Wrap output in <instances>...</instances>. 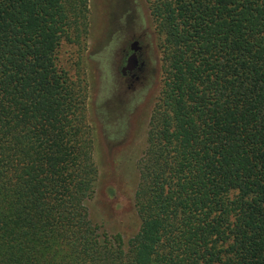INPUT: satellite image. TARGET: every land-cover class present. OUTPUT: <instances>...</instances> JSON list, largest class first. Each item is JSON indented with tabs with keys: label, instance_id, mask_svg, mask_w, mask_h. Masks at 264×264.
<instances>
[{
	"label": "trees",
	"instance_id": "trees-1",
	"mask_svg": "<svg viewBox=\"0 0 264 264\" xmlns=\"http://www.w3.org/2000/svg\"><path fill=\"white\" fill-rule=\"evenodd\" d=\"M146 2L161 84L123 240L88 218L85 93L56 63L86 0H0V264H264V0Z\"/></svg>",
	"mask_w": 264,
	"mask_h": 264
},
{
	"label": "rangeland",
	"instance_id": "rangeland-1",
	"mask_svg": "<svg viewBox=\"0 0 264 264\" xmlns=\"http://www.w3.org/2000/svg\"><path fill=\"white\" fill-rule=\"evenodd\" d=\"M86 4V32L77 41L61 40L56 63L77 77L85 93L84 115L97 168L92 198L84 201L88 218L106 234L126 240L138 226L133 208L136 161L161 84L159 53L146 0ZM132 41L138 43L143 64L136 81L120 73Z\"/></svg>",
	"mask_w": 264,
	"mask_h": 264
},
{
	"label": "flooded vegetation",
	"instance_id": "flooded-vegetation-1",
	"mask_svg": "<svg viewBox=\"0 0 264 264\" xmlns=\"http://www.w3.org/2000/svg\"><path fill=\"white\" fill-rule=\"evenodd\" d=\"M133 42L136 41H132L130 44H132ZM138 43L136 42V47H133L135 50L133 51H129L124 59V64L121 67V69L127 65V63L129 62L130 64V69L129 70H124L123 72V76L128 77V79H130L131 81H136L139 78V73H141V68H142V62L138 60L139 57V46L137 45ZM130 49V48H129ZM120 69V71H121ZM121 73V72H120Z\"/></svg>",
	"mask_w": 264,
	"mask_h": 264
},
{
	"label": "water",
	"instance_id": "water-1",
	"mask_svg": "<svg viewBox=\"0 0 264 264\" xmlns=\"http://www.w3.org/2000/svg\"><path fill=\"white\" fill-rule=\"evenodd\" d=\"M133 47H136V42H133L132 44H130V46H129V48H130V51H133L134 52V48ZM129 70L130 69V64H129V62L127 63V65L126 66H124L122 69H121V74H123V72H124V70Z\"/></svg>",
	"mask_w": 264,
	"mask_h": 264
}]
</instances>
